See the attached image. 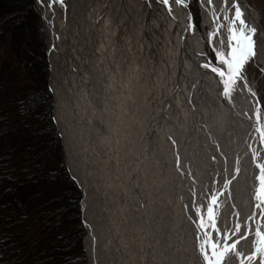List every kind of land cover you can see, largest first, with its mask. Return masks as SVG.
I'll list each match as a JSON object with an SVG mask.
<instances>
[{
	"label": "bare ground",
	"instance_id": "6f19581e",
	"mask_svg": "<svg viewBox=\"0 0 264 264\" xmlns=\"http://www.w3.org/2000/svg\"><path fill=\"white\" fill-rule=\"evenodd\" d=\"M230 6L188 0L169 12L161 0L40 1L58 122L84 192L90 264H204L196 208L213 195L222 228L255 227L248 218L259 217L256 164L264 163L256 131L264 128V30L244 70L247 87L241 82L230 100L204 67L223 68L216 53L227 50L218 40ZM246 17L253 25L255 14ZM252 239L238 245L245 255Z\"/></svg>",
	"mask_w": 264,
	"mask_h": 264
},
{
	"label": "trees",
	"instance_id": "16d2710c",
	"mask_svg": "<svg viewBox=\"0 0 264 264\" xmlns=\"http://www.w3.org/2000/svg\"><path fill=\"white\" fill-rule=\"evenodd\" d=\"M34 0H0V264H88Z\"/></svg>",
	"mask_w": 264,
	"mask_h": 264
},
{
	"label": "snow or ice",
	"instance_id": "6c2138e0",
	"mask_svg": "<svg viewBox=\"0 0 264 264\" xmlns=\"http://www.w3.org/2000/svg\"><path fill=\"white\" fill-rule=\"evenodd\" d=\"M52 2L63 4L64 0H52ZM161 2L168 6L169 12H171L172 4L182 7L188 6V0H161ZM199 2L212 5L213 0H199ZM222 3L225 7L229 6V0H222ZM230 10L232 16L230 18L224 17L228 21L227 36L218 40L221 46L227 44V50L225 51L221 47L216 53L217 61L223 65V68L209 64L204 65L205 68L210 67V70L220 77L224 85L223 95L229 100L232 94L238 90L241 82L247 87V77L244 70L246 65L251 63L257 55V28L247 19L245 10L238 0H231ZM219 19L220 17L217 16L216 20L219 21ZM191 27L190 23L189 28ZM224 27V25H219L212 34V38L219 37L221 29ZM255 119L259 125L261 119L259 109L256 111ZM256 131L260 134L261 143L264 144V128L257 127ZM256 158L257 154L254 153V159ZM256 167L259 169L258 185L253 199L256 201L254 208L259 209V217L254 214L248 218L255 225L254 228L249 226L247 221L243 224L238 221L232 229L222 228L218 224L220 202L216 195H213L206 205L196 208V215L199 217V231L203 233L202 236H198V240L199 251L204 264H233L234 260L238 261V264H264V226H261V221H264V163H257ZM242 228L244 234L240 235L239 239L233 240V237L241 233ZM249 235L253 237L251 241L252 251L245 255L238 248V245L241 240H247ZM228 241L232 242L227 243Z\"/></svg>",
	"mask_w": 264,
	"mask_h": 264
},
{
	"label": "rangeland",
	"instance_id": "374dc122",
	"mask_svg": "<svg viewBox=\"0 0 264 264\" xmlns=\"http://www.w3.org/2000/svg\"><path fill=\"white\" fill-rule=\"evenodd\" d=\"M41 1V0H40ZM43 1V0H42ZM252 6L255 7V9L258 11L259 15H260V19H261V24H262V27H263V30H264V0H247ZM39 2V1H38ZM34 3H35V7L37 9V11L39 12L40 16H41V19H42V26H43V30H44V33L46 35V39H47V54H48V59H49V65H50V80H49V87H50V91L53 95V103H54V108H53V116H54V121H55V124L56 126L58 127L59 129V133H60V137L62 139V142H63V145H64V149H65V152H66V165H67V168L69 170V173L70 175H72L71 171H70V166H69V160H68V155H67V150H66V146H65V141H64V138H63V135H62V131H61V127L59 125V122H58V116H57V106H58V103H59V98L56 97V94L54 92V89H53V78H52V68H53V63L51 62V33L45 23V19L43 17V12L40 8V5H38L37 3V0H34ZM67 67L63 64L62 62V65L58 66V69L61 71H64V69H66ZM63 78L65 77H61V82L62 80H64ZM63 83V82H62ZM67 85V82L65 83V86ZM82 205V203H81ZM82 218H83V222H84V225H85V228H86V236L88 234V231H87V226H86V223H85V218H84V213H83V207H82ZM130 222V221H129ZM86 236H85V239H84V247H85V252L87 254V259H88V264L89 263V255H88V251H87V248H86ZM130 263H132V260L129 259Z\"/></svg>",
	"mask_w": 264,
	"mask_h": 264
},
{
	"label": "water",
	"instance_id": "95a60500",
	"mask_svg": "<svg viewBox=\"0 0 264 264\" xmlns=\"http://www.w3.org/2000/svg\"><path fill=\"white\" fill-rule=\"evenodd\" d=\"M238 2L242 5L243 9L245 10V14H246L245 16H247L249 10L252 11L255 14V16H256L255 21L254 22L252 21V22H253V26H255L257 28V34L259 35V38H260V33H261L263 27H262V24H261V22L259 20L260 18L258 17V15H259L258 11L247 0H240V1L238 0ZM37 3H38V5H40V0H37ZM71 177L73 178V180L77 183V185L79 186V188L83 192L82 188L80 187V185L77 182V180L73 177V175H71Z\"/></svg>",
	"mask_w": 264,
	"mask_h": 264
}]
</instances>
